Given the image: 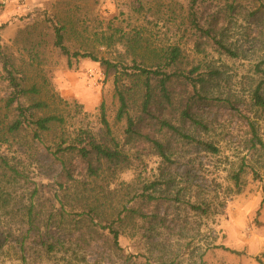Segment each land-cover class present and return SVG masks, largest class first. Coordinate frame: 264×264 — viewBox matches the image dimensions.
Returning a JSON list of instances; mask_svg holds the SVG:
<instances>
[{
	"label": "rangeland",
	"instance_id": "obj_1",
	"mask_svg": "<svg viewBox=\"0 0 264 264\" xmlns=\"http://www.w3.org/2000/svg\"><path fill=\"white\" fill-rule=\"evenodd\" d=\"M189 2L0 0V37L6 46L11 47L17 33L39 14L69 17L70 10L77 12L80 7L74 17L80 25L76 24L75 36L69 35L66 42L72 51H89L114 61L123 48L101 46L93 37L95 33L113 35L115 40L123 34L130 39L141 33L157 44L170 46L184 44L182 36L187 32L190 64L186 72L200 62V73L208 80L204 89L177 84L180 104L175 116L183 134L212 143L219 153L204 151L177 135L161 139L169 145V159L152 150L138 158L134 153L132 167L117 177L113 187L135 184L136 180L140 187L156 181L160 185L156 201H139L130 207L135 214L124 232L122 252H113L98 236L81 231V226L76 229L71 217L62 220L56 214L50 221L57 228L51 231L57 232L55 237L71 246L70 254L85 257L90 264H264V107L257 105L254 97L255 89L264 83V0H209L200 10L206 18L222 15L236 58L209 46L205 54L195 53L194 35L184 24ZM48 58L49 77L60 96L95 115L105 101L115 135L121 136L123 127L115 124V73L106 75L104 68L90 59L73 60L69 67L68 58L56 52ZM185 109L192 121L182 122ZM37 149V161L28 153L20 156V161L9 156V162L19 168V176L10 171L4 175L0 170V240L7 242L0 252V264H24L23 258L25 264H67L61 255L47 261L41 242L47 236L43 228L55 212L53 207L60 209L64 190L75 182L68 180V172L43 147ZM69 170L78 184L85 180L87 189L96 187L84 165L78 163ZM241 170L237 183L234 176ZM7 200L8 206L3 207ZM30 201L39 217L29 234L24 221ZM74 262L85 264L84 259Z\"/></svg>",
	"mask_w": 264,
	"mask_h": 264
},
{
	"label": "trees",
	"instance_id": "obj_2",
	"mask_svg": "<svg viewBox=\"0 0 264 264\" xmlns=\"http://www.w3.org/2000/svg\"><path fill=\"white\" fill-rule=\"evenodd\" d=\"M208 4L209 0H190L185 16L184 24L194 35L195 53L205 54L209 46L236 58L238 55L228 44L222 15L217 13L206 18L200 14L202 7ZM78 9L77 12L70 10L69 17L55 14L50 18L39 14L32 24L17 33L11 47L4 45L0 37V170L4 175L10 171L19 176V168L9 162V156L20 161V156L28 153L37 161V147L41 146L68 172V180L75 183L64 190L60 209L53 207L55 212L43 228L47 236L42 239V249L49 262L61 255L67 264H78L74 261L83 259L85 264H90L85 257L70 254L71 246L55 237L57 232H51L57 229L50 224L54 215L58 214L62 220L71 217L76 229L81 226V231L98 236L113 252H122L124 232L135 214L130 207L139 201H156L160 185L156 181L140 187V180H136L135 184L121 183V188L120 185L113 187L117 177L132 167L134 153L137 152L138 158L152 150L151 153L169 159L166 155L169 145L161 141L162 138L168 140V135H177L189 144L196 143L213 154L219 150L212 143L183 134L175 116L180 104L177 84L204 89L208 83L200 73V62L186 72L190 64L186 50L188 33L182 36L186 39L184 44L170 46L157 44L141 33L130 39L123 34L117 40L113 35L95 33L93 37L101 46L123 48L117 60L100 59L89 51H72L66 43L69 35L75 36L76 24L80 25L74 18ZM53 52L67 57L69 67H73V60L90 59L99 63L106 75L115 73V124L122 125L121 136L115 135L105 101L95 115L82 104L60 96L49 77L52 71L48 57ZM254 97L257 105L264 107V83L255 89ZM183 113L182 122L192 121L187 109ZM93 116L96 117L94 123L90 122ZM78 163L86 167V175L97 189H87L85 180L82 184L73 180L69 167ZM242 171L234 176L237 183ZM61 187L64 189V185ZM8 204L7 200L3 207ZM36 209L30 201L24 221L30 227L29 234L38 223ZM6 244L0 240V252ZM23 262L25 264L26 259L23 258Z\"/></svg>",
	"mask_w": 264,
	"mask_h": 264
}]
</instances>
